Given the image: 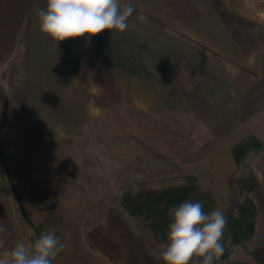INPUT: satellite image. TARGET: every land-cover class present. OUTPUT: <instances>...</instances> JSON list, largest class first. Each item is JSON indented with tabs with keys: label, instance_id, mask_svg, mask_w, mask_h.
Here are the masks:
<instances>
[{
	"label": "crops",
	"instance_id": "0c3cea01",
	"mask_svg": "<svg viewBox=\"0 0 264 264\" xmlns=\"http://www.w3.org/2000/svg\"><path fill=\"white\" fill-rule=\"evenodd\" d=\"M123 33L105 30L57 45L39 30L46 0H0V139L33 152L89 131L119 106L153 120L178 118L207 141L216 208L231 196V150L264 139V20L250 0H132ZM144 17V21L140 19ZM254 127L240 136V128ZM195 130V131H196ZM262 178V177H261ZM251 193L257 217L251 242L231 247L220 264H264V180ZM0 183V241L19 239ZM114 264H164L160 246L137 240L113 216L89 235ZM162 260V259H161Z\"/></svg>",
	"mask_w": 264,
	"mask_h": 264
},
{
	"label": "rangeland",
	"instance_id": "374dc122",
	"mask_svg": "<svg viewBox=\"0 0 264 264\" xmlns=\"http://www.w3.org/2000/svg\"><path fill=\"white\" fill-rule=\"evenodd\" d=\"M253 129L242 126L240 136ZM195 130L178 118L153 120L141 111L119 106L103 114L89 131L46 151L33 152L14 137H3L0 145L9 175L0 159L1 192L19 239L27 243L52 230L66 244L54 264H114L89 240L97 225L113 216L137 240L161 246L142 222L125 211L121 199L139 189L180 185L186 175L211 192L212 159L205 156L207 141ZM251 137L260 148L249 150L238 164L233 160L231 196L239 204L238 181L248 172L264 180V139L250 135L233 148Z\"/></svg>",
	"mask_w": 264,
	"mask_h": 264
},
{
	"label": "clouds",
	"instance_id": "9594fccd",
	"mask_svg": "<svg viewBox=\"0 0 264 264\" xmlns=\"http://www.w3.org/2000/svg\"><path fill=\"white\" fill-rule=\"evenodd\" d=\"M134 12L132 0H46V7L37 9L36 16L40 32L57 45L105 30L123 33ZM167 215V242L161 244L159 253L164 264H214L223 254L227 219L220 208L206 213L202 202L185 200L169 208ZM65 247L55 231L49 230L0 251V264H54Z\"/></svg>",
	"mask_w": 264,
	"mask_h": 264
},
{
	"label": "trees",
	"instance_id": "16d2710c",
	"mask_svg": "<svg viewBox=\"0 0 264 264\" xmlns=\"http://www.w3.org/2000/svg\"><path fill=\"white\" fill-rule=\"evenodd\" d=\"M260 144L257 139L251 137L244 143H240L232 150V157L238 164L249 150H257ZM0 159L4 170L9 175V169L0 145ZM9 182L13 192L16 190L12 179ZM258 187V182L251 172L237 182V189L241 196V202L235 210L225 213L227 227L223 236V254L214 264H219L229 256L231 247L245 246L253 238L257 217L255 204L251 193ZM202 202L203 210L208 213L216 209L212 193L204 190L192 175L184 176V182L174 187H166L159 190L139 189L135 193L127 192L121 199V206L135 220L142 222L159 243H166L167 225L170 219L167 215L169 208L185 201Z\"/></svg>",
	"mask_w": 264,
	"mask_h": 264
},
{
	"label": "built area",
	"instance_id": "2783aa9c",
	"mask_svg": "<svg viewBox=\"0 0 264 264\" xmlns=\"http://www.w3.org/2000/svg\"><path fill=\"white\" fill-rule=\"evenodd\" d=\"M252 3L257 5V16L264 20V0H250Z\"/></svg>",
	"mask_w": 264,
	"mask_h": 264
}]
</instances>
